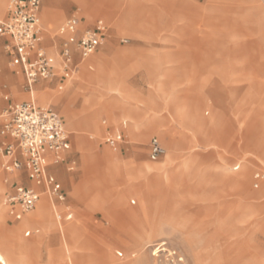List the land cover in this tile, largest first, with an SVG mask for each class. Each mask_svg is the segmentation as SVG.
<instances>
[{
  "label": "rangeland",
  "instance_id": "1",
  "mask_svg": "<svg viewBox=\"0 0 264 264\" xmlns=\"http://www.w3.org/2000/svg\"><path fill=\"white\" fill-rule=\"evenodd\" d=\"M49 1L41 2L39 27L50 54L58 57L64 41L75 50L74 35L58 33L74 14L84 28L104 19L109 33L89 59L92 70L81 67L62 89L44 81L47 88L34 92L60 112L72 143L66 161L51 170L65 204L40 203L47 221L21 227L9 214L5 197L30 181L8 176L6 185L0 154V241L8 264H69L71 223L82 228L78 264H165L168 250L185 264L197 256L201 264H264V184L255 188L253 177L264 164V0H166L159 19L138 31L130 29L135 0H108L113 12L88 15L76 2ZM46 10L55 16L44 26ZM103 55L112 65L106 70ZM0 61L1 114L29 95L3 40ZM122 123L125 141L113 151L104 136ZM153 138L165 149L157 160L150 158ZM158 166L169 169V181ZM58 213L72 218L60 221Z\"/></svg>",
  "mask_w": 264,
  "mask_h": 264
},
{
  "label": "built area",
  "instance_id": "2",
  "mask_svg": "<svg viewBox=\"0 0 264 264\" xmlns=\"http://www.w3.org/2000/svg\"><path fill=\"white\" fill-rule=\"evenodd\" d=\"M41 2L10 0L7 18L0 20V37L11 40L8 51L14 57V63L21 66L25 78L24 88L30 94L34 93L41 81H53L58 76L65 80L71 79L79 69L75 63V50L82 60H86L105 43L108 34V27L103 20L96 21L91 28L80 32L79 18L72 17L62 24L58 33L61 36L74 35L75 50L70 42L64 41L58 57L49 55L41 47ZM123 126L126 124L123 123ZM0 136L11 139L2 147L6 158L3 170L12 175L24 169L31 182L27 186L17 184L6 200V204L12 207L10 213L14 219L20 222L26 214L34 211L44 193L54 194L64 201L56 178L48 172V157L53 155L55 162L60 163L63 155L71 149L69 133L55 108L38 105L34 100L8 103L0 114ZM105 140L112 149H117L124 141V136L122 133H108ZM164 154L161 142L154 138L150 144L151 159L157 160ZM253 177L254 187L260 188L264 184V164ZM30 234L27 232L26 236ZM161 252L154 254L156 258ZM166 252L165 264H185L177 252Z\"/></svg>",
  "mask_w": 264,
  "mask_h": 264
},
{
  "label": "crops",
  "instance_id": "3",
  "mask_svg": "<svg viewBox=\"0 0 264 264\" xmlns=\"http://www.w3.org/2000/svg\"><path fill=\"white\" fill-rule=\"evenodd\" d=\"M57 0H50L48 3H55ZM64 1H66L68 4H66V5H64V6H70L72 3H74V2H76V3H78V4H80L81 6H83V8L85 9V11H86V14L88 15L89 13L88 12H90V11H105V12H109V13H111V12H113V10H112V7H113V4L112 3H110V1H108V0H100V1H96V0H64ZM160 2H161V4H164V3H166L167 1L166 0H135V5H137L138 6V8H139V11H138V14H137V16L135 17V20H134V22H133V24H132V26H131V30H133V31H138V30H140L142 27H143V25H144V23L145 22H147V21H157L158 19H159V16H160V14H161V12H162V9L160 8ZM182 4H185V2H182ZM209 4H211V3H209ZM166 5V4H165ZM256 5H258V4H256ZM260 5V4H259ZM262 5H260V9L262 10V11H264V9L261 7ZM243 7V6H242ZM127 12H128V9H127ZM54 12L53 11H51V10H46V12H44V14H43V25L44 26H46L47 24H48V20H50V19H53L54 18V14H53ZM72 17H78L79 18V20H80V26H79V31L80 32H83V31H85V30H87V29H89V28H91L93 25H94V23L96 22V21H98V20H103L104 22H105V20L104 19H102V18H97V19H95L89 26H87L86 28H84V26H83V24H84V19L82 18V17H80V16H78V15H76V14H74V15H72L71 17H69L68 19H70V18H72ZM7 18V13H6V15L3 17V18H0V20H5ZM68 19H66L65 21H64V23L68 20ZM63 23V24H64ZM106 23V22H105ZM106 25H107V27H108V33H109V26H108V24L106 23ZM62 26V25H61ZM60 26V27H61ZM59 27V28H60ZM59 28H58V30H59ZM107 36H108V34H107ZM106 39H107V37H106ZM0 40H3V42H4V49H5V51H6V54L10 57V64L13 66V67H15V68H17L19 71H20V73L22 74V78H23V88H24V84H25V78H24V74H23V71H22V68H21V66H19V65H17V64H15L14 63V57L9 53V51H8V46L11 44V40L9 39V38H5V37H0ZM125 40H127V39H123L122 41H125ZM106 41V40H105ZM104 45V44H103ZM102 45V46H103ZM97 52V51H96ZM95 52V53H96ZM49 55H52V56H55V55H53V54H50L49 52H47ZM75 54H74V58H75V63L78 65V70L80 71V69H81V67H86V68H88L89 70H92L93 69V66L91 65V63H90V57L88 58V59H86V60H82L81 59V57H80V55L78 54V52L75 50V52H74ZM94 53V54H95ZM93 54V55H94ZM92 55V56H93ZM56 57V56H55ZM4 60V59H3ZM0 65H3V61H0ZM11 78H15V81H17V77L15 76V75H12V74H10L9 75V80L11 79ZM19 79V78H18ZM44 81H41V82H39L37 85H36V87H35V91L34 92H37L39 89L40 90H44V89H46L45 88V86L42 84ZM49 82V84H51V83H53V82H55V84H56V86L58 87V86H63V85H65V83L67 82V80H65L63 77H61V76H58L57 78H55L53 81H48ZM14 84H15V82H14ZM15 89H17V86L15 85V87H14ZM18 90V89H17ZM24 91H25V88H24ZM26 92V91H25ZM28 95H29V98L28 99H26V100H23V101H20V102H25V101H30V100H34L35 102H36V104H38V105H51V106H53L54 108H55V110L60 114V112L56 109V107L54 106V105H52L51 103H41V102H39L35 97H34V93L33 94H30V93H28V92H26ZM65 99V98H64ZM64 99H62L61 101H60V103H63V100ZM14 102V101H13ZM19 103V102H18ZM67 109H69V107H63L61 110H62V113L64 114V113H69L70 111L69 110H67ZM60 116L62 117V115L60 114ZM62 119H63V117H62ZM64 121V120H63ZM64 124H65V122H64ZM66 127V126H65ZM67 129V128H66ZM124 130H125V126H123V123L122 124H120V126L117 128V130L115 131V132H108V133H122L123 134V136H124V141H125V134H124ZM68 131V130H67ZM68 133H69V131H68ZM107 133V134H108ZM107 134L104 136V142H105V144L110 148V149H112L107 143H106V140H105V138H106V136H107ZM3 138V142L1 143V147H0V154H1V156H2V159H4V161H2L1 162V168H2V166H3V164H4V162H5V160H6V158H5V155H4V153L2 152V147H3V145H4V143H6V142H11V139H9V138H4V137H2ZM69 138H70V134H69ZM154 139V138H153ZM152 139V140H153ZM156 139H158V138H156ZM151 140V141H152ZM159 140V139H158ZM124 141L119 145V147L117 148V149H112L113 151H118V150H120L121 149V146H122V144L124 143ZM70 144H72L71 143V138H70ZM150 144H151V142H150ZM162 144V143H161ZM163 146V145H162ZM71 150V149H70ZM149 150H150V147H149ZM70 151H68V152H66L64 155H63V159H62V161L60 162V163H63V162H65L66 161V158H67V155H68V153H69ZM151 158V157H150ZM60 163H56L55 162V158H54V156L53 155H50L49 157H48V172L50 173V174H52L55 178H56V180H57V183L59 184V186H60V192L64 195V197H65V199H64V201H60L59 199H58V197L56 196V195H54V194H48V193H44L42 196H41V199H40V201H39V203L37 204V206L40 204V203H42L43 201H46L50 206H51V201L53 202V203H57V204H65V201H66V194H65V191H64V189H63V186H62V183L58 180V178L56 177V175L54 174V173H52L51 172V170H54L55 168H56V165H58V164H60ZM6 174V177L4 178V183L6 184V185H8L7 183L8 182H6V179H8V176H12V178L14 179V178H17L18 180H21L23 177H26L27 178V173H26V170H21V171H17V172H15L14 174H12V175H8L7 173H5ZM31 183V182H30ZM30 183H28V182H26V184H29V185H31ZM17 184H22L21 182L20 183H17ZM17 184H15V186L17 185ZM2 186H1V183H0V188H1ZM14 192V191H13ZM12 192V193H13ZM12 193H9V195H7L6 197H5V199H4V205L9 209V214L11 215V213H10V211H11V209H12V207L11 206H9V205H7L6 204V200H7V198L12 194ZM37 206H36V208H37ZM35 208V209H36ZM15 209H17L18 210V207H16ZM34 209V210H35ZM33 212V211H32ZM31 213V212H30ZM29 214V213H28ZM28 214H26L25 216H24V218H23V220L22 221H20L21 223L25 220V218H26V216L28 215ZM12 216V215H11ZM69 216H70V218H69ZM12 218L14 219V217L12 216ZM57 218L61 221L63 218H66L67 220L68 219H71L72 218V214H68V213H58L57 214ZM15 220V219H14ZM16 221V220H15ZM16 222H18V221H16ZM19 222V223H20ZM27 232H31V231H27ZM26 232V233H27ZM26 233H25V235H26ZM31 235V234H30ZM26 237H28V236H26ZM37 245V244H36ZM0 264H4L3 262H1L0 261Z\"/></svg>",
  "mask_w": 264,
  "mask_h": 264
},
{
  "label": "bare ground",
  "instance_id": "4",
  "mask_svg": "<svg viewBox=\"0 0 264 264\" xmlns=\"http://www.w3.org/2000/svg\"><path fill=\"white\" fill-rule=\"evenodd\" d=\"M5 0H0V16H3L7 13V8H8V5L5 6ZM111 65L109 64V59H107V57H105L104 55L101 57V67L106 70V68ZM112 66V65H111ZM116 74V71L114 69L113 73H112V76ZM106 77V76H105ZM105 79V78H104ZM112 87V86H111ZM120 92L121 91H124V86L123 85H119V87H117ZM103 89H106V88H103ZM115 90V88H114ZM17 97H19L21 94L20 92L17 90V89H14ZM21 97H23V95H21ZM87 100V99H86ZM98 104V102H92L91 103V107H96ZM112 104L110 103H107L105 105V109H109V107H111ZM90 119L87 120L85 123H89ZM263 154H264V151H263ZM87 156V155H85ZM264 156V155H263ZM85 160V159H84ZM88 161V160H87ZM172 157L169 156V165L170 163L172 162ZM85 163V162H84ZM87 163V162H86ZM195 164V163H194ZM87 165V164H86ZM196 165V164H195ZM194 166V165H193ZM159 167V166H158ZM156 168L157 171V174L159 176H161V178H163L164 181H169L170 179V171L168 168H165V167H159V168ZM110 168H113V167H110ZM190 179V178H189ZM156 180V179H155ZM191 181V180H190ZM157 183H158V179H157ZM158 188V187H157ZM164 190V189H163ZM79 192L80 191H76L73 193V196L78 200L80 195H79ZM46 202V201H45ZM47 204V203H46ZM41 205V204H40ZM39 206V205H38ZM44 207L45 205L42 204L41 206H39V208L33 212L31 215H29L28 217L25 218V220L22 222L21 224V227L23 226H28V227H32L34 224H36L37 222H45L47 221L48 219V216H49V213L47 211L44 210ZM60 224V223H59ZM81 230L82 228L80 227V225L78 223H71L68 225V228H67V234H66V238H65V249H67V258H68V261H69V264H78V255L76 253V250H77V243L79 242V238H80V233H81ZM69 237H68V236ZM5 244L0 241V249L2 248H5L4 246ZM4 250V249H3ZM1 250L0 251V261L3 262L4 264H8L7 262V257H10L9 255V252L7 250ZM20 250V249H19ZM160 251H166V249H162ZM159 251V252H160ZM156 254V253H154ZM21 255V253H20ZM18 256V255H17ZM121 257V255H120ZM11 259V258H10ZM199 256H197L195 258L196 260V264H201L200 263V260H199Z\"/></svg>",
  "mask_w": 264,
  "mask_h": 264
}]
</instances>
